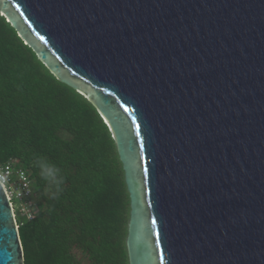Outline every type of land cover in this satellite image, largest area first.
I'll use <instances>...</instances> for the list:
<instances>
[{
    "label": "water",
    "instance_id": "water-1",
    "mask_svg": "<svg viewBox=\"0 0 264 264\" xmlns=\"http://www.w3.org/2000/svg\"><path fill=\"white\" fill-rule=\"evenodd\" d=\"M109 127L129 264H264V0H0ZM0 264H25L0 182Z\"/></svg>",
    "mask_w": 264,
    "mask_h": 264
},
{
    "label": "trees",
    "instance_id": "trees-1",
    "mask_svg": "<svg viewBox=\"0 0 264 264\" xmlns=\"http://www.w3.org/2000/svg\"><path fill=\"white\" fill-rule=\"evenodd\" d=\"M10 161L34 192L25 264H129L130 197L109 127L0 12V165Z\"/></svg>",
    "mask_w": 264,
    "mask_h": 264
},
{
    "label": "built area",
    "instance_id": "built-area-1",
    "mask_svg": "<svg viewBox=\"0 0 264 264\" xmlns=\"http://www.w3.org/2000/svg\"><path fill=\"white\" fill-rule=\"evenodd\" d=\"M13 176H15L14 181ZM0 182L4 185L12 202L17 222L18 217L21 216V224L18 222L19 227L23 221L34 220L36 217L34 192L28 173L23 169H16L14 161H10L0 165ZM15 201L17 206H15Z\"/></svg>",
    "mask_w": 264,
    "mask_h": 264
},
{
    "label": "rangeland",
    "instance_id": "rangeland-1",
    "mask_svg": "<svg viewBox=\"0 0 264 264\" xmlns=\"http://www.w3.org/2000/svg\"><path fill=\"white\" fill-rule=\"evenodd\" d=\"M12 179H13V181H14V180H15V176H13ZM15 206H17V202H16V201H15ZM18 216H19V215H18ZM20 220H21V216L18 217V221H20Z\"/></svg>",
    "mask_w": 264,
    "mask_h": 264
}]
</instances>
